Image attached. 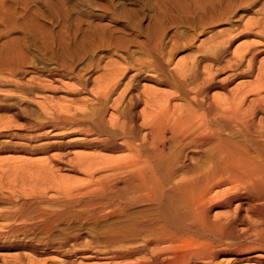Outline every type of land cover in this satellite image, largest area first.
<instances>
[{"label": "rangeland", "instance_id": "obj_1", "mask_svg": "<svg viewBox=\"0 0 264 264\" xmlns=\"http://www.w3.org/2000/svg\"><path fill=\"white\" fill-rule=\"evenodd\" d=\"M263 28L264 0H0V264H134L137 256L117 254L128 246L123 232L151 208L88 211L101 174L90 177L81 161L125 153L74 145L83 137L77 121L104 115L110 126L130 108L133 92L176 91L139 75L171 78L175 68L198 62L204 76L213 71L218 80L244 72L209 91L212 99L233 100L264 76ZM215 46L228 50L218 61ZM176 155L181 172L205 160L202 152ZM117 174L123 188L126 175ZM205 242L184 236L176 247L196 250ZM225 242L209 247L231 251Z\"/></svg>", "mask_w": 264, "mask_h": 264}, {"label": "bare ground", "instance_id": "obj_2", "mask_svg": "<svg viewBox=\"0 0 264 264\" xmlns=\"http://www.w3.org/2000/svg\"><path fill=\"white\" fill-rule=\"evenodd\" d=\"M226 51L225 46L216 47L211 51L212 57L218 61ZM245 54L242 53L239 59L244 58ZM237 62L235 66H238ZM192 64L175 68L171 78L161 71L139 75L138 81L166 83L176 91L133 92L130 108L116 117L112 116L108 122L110 126L104 121V115L77 121L83 137L74 145L83 144L89 148L125 153L115 159L94 157L89 161H81L80 165L86 167L84 172L90 177L101 174L99 181H94L95 188L91 189L95 190L88 211L99 214L114 205V208L118 205L122 210L145 204L150 206V214L140 216L126 225L123 235L128 240V246L117 253L119 257L137 256L134 264L262 262L264 76L254 89H251L254 84H250L251 90L238 89L233 94V100L222 101L224 99L217 96L212 99L209 96L210 89L218 82L226 84L231 77L244 72L234 74L233 71L232 76L218 80L215 72L208 73L211 68L208 69L207 65H203V69H208V74L204 76L200 63ZM103 95L107 99L109 92ZM248 95H253V98L245 107ZM141 104L145 107L138 110ZM112 105L116 110L118 103L115 101ZM64 120L68 121V118L64 117ZM177 149L180 153L187 150L191 153L202 152L205 160L202 165L193 166L197 163L193 164L194 157L187 154V160L193 165L189 164L187 170L181 172L182 168L177 165L180 162L177 161ZM119 171L126 175L123 188L114 179ZM215 209H227V212H217L213 216L212 211ZM20 211L22 213V209ZM184 236L206 239L207 245L196 250L179 251L176 245ZM210 241H230L234 247L231 251H224L221 247L222 250H218L214 249L215 245L209 247ZM101 257L110 260L112 255Z\"/></svg>", "mask_w": 264, "mask_h": 264}]
</instances>
